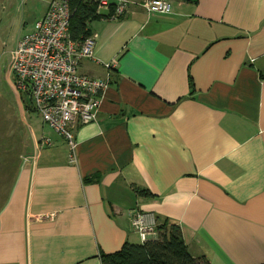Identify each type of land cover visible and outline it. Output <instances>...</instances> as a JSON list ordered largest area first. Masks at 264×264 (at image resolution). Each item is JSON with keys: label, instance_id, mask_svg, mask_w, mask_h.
<instances>
[{"label": "crops", "instance_id": "obj_1", "mask_svg": "<svg viewBox=\"0 0 264 264\" xmlns=\"http://www.w3.org/2000/svg\"><path fill=\"white\" fill-rule=\"evenodd\" d=\"M144 1L89 24L79 71L110 85L73 150L39 118L0 161V264H102L135 210L209 264H264V0Z\"/></svg>", "mask_w": 264, "mask_h": 264}, {"label": "built area", "instance_id": "obj_2", "mask_svg": "<svg viewBox=\"0 0 264 264\" xmlns=\"http://www.w3.org/2000/svg\"><path fill=\"white\" fill-rule=\"evenodd\" d=\"M96 5V11H110L116 19L126 11L127 0H84ZM148 14H169L171 4L166 0H145ZM69 0H50L44 15L31 32L24 34L10 51L9 75L14 93L22 100L28 97L32 109L54 133L74 148V131L79 125L96 120L110 78L98 79L83 75L80 63L93 57L95 37L81 42L69 36ZM115 61L105 64L107 71ZM52 144L48 137L38 142L39 149ZM131 226L141 243L157 236L153 216L133 211Z\"/></svg>", "mask_w": 264, "mask_h": 264}, {"label": "rangeland", "instance_id": "obj_3", "mask_svg": "<svg viewBox=\"0 0 264 264\" xmlns=\"http://www.w3.org/2000/svg\"><path fill=\"white\" fill-rule=\"evenodd\" d=\"M47 0H0V161L13 159L14 149H19L20 138L27 135L28 124L36 128L40 124L34 111L28 110L22 117L20 99L9 82L10 51L24 34L31 32L33 25L43 13ZM18 99V100H17ZM22 102L26 103L22 96ZM4 190L0 192L3 197ZM1 197V198H2Z\"/></svg>", "mask_w": 264, "mask_h": 264}, {"label": "trees", "instance_id": "obj_4", "mask_svg": "<svg viewBox=\"0 0 264 264\" xmlns=\"http://www.w3.org/2000/svg\"><path fill=\"white\" fill-rule=\"evenodd\" d=\"M69 36L72 40L81 42L91 36L89 24L99 18L109 19L110 15L96 11V5L84 0H69ZM123 17L118 16L116 19ZM27 110L32 106L27 96L23 95ZM33 110V109H32ZM94 179L99 176H94ZM91 178L87 179L90 180ZM140 194L150 196L151 193L142 190ZM102 264H209L204 257H193L187 250L181 231L176 224H157V236L146 242L137 244L125 243L121 250L113 254L102 255Z\"/></svg>", "mask_w": 264, "mask_h": 264}]
</instances>
